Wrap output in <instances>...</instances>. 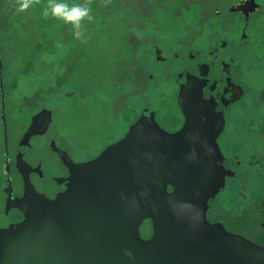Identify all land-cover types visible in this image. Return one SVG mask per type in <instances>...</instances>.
Instances as JSON below:
<instances>
[{"label": "water", "instance_id": "1", "mask_svg": "<svg viewBox=\"0 0 264 264\" xmlns=\"http://www.w3.org/2000/svg\"><path fill=\"white\" fill-rule=\"evenodd\" d=\"M202 86L188 75L180 87L184 121L175 133L161 129L153 114L140 116L122 139L79 164L52 142L68 170L65 190L53 199L36 192L31 168L18 157L23 193L11 198L8 177L4 209L23 219L0 229V264H264L263 247L206 220L227 172L216 142L223 117L203 100ZM0 95L4 125L1 59ZM51 115H34L20 145L43 135ZM145 221L147 239L140 234Z\"/></svg>", "mask_w": 264, "mask_h": 264}, {"label": "flooded vegetation", "instance_id": "2", "mask_svg": "<svg viewBox=\"0 0 264 264\" xmlns=\"http://www.w3.org/2000/svg\"><path fill=\"white\" fill-rule=\"evenodd\" d=\"M174 2L126 0L123 5L126 15L121 17L128 22L124 26L127 51L131 54L139 52L135 64L132 58L130 64H125L129 70L126 85L139 94L146 93L157 84L168 87L171 92L165 101L169 102L167 108L170 107L171 113L164 109L165 105L160 108L148 102L137 108V116L129 123L125 118L127 99L115 95L112 123L104 126L101 132L104 138L100 139L98 148L92 150L89 145L70 142L61 133L59 136L54 134L58 140L50 134L54 110L47 104L24 110L25 119L17 123L7 117L4 94L3 125L0 95L1 230L23 219L18 210L4 209L8 177L11 198H20L23 193L22 177L16 169L18 157L31 168L29 180L36 192L53 199L65 190L68 170L52 150V142L73 163L79 164L95 158L107 146L122 139L128 127L140 116L153 114L161 129L175 133L184 121L177 103L178 92L189 75L203 82V100L213 104L215 112L221 114L224 121L216 142L227 175L224 187L208 203L206 220L264 248V0H200L201 9L196 20L186 17V7L180 11L176 29L169 31L167 36L157 28L149 29L150 24L153 27L156 21L154 6L165 7ZM236 5L242 7L234 9ZM171 11L175 12L174 9ZM133 28L138 30V36L130 31ZM68 95L65 96L67 99H73L74 95ZM83 98L84 95L80 94L78 103ZM43 109L52 113L46 132L31 137L28 146H21L20 141L31 118ZM10 124L20 127L16 138L9 137ZM48 153L53 160L51 168L46 161Z\"/></svg>", "mask_w": 264, "mask_h": 264}, {"label": "rangeland", "instance_id": "3", "mask_svg": "<svg viewBox=\"0 0 264 264\" xmlns=\"http://www.w3.org/2000/svg\"><path fill=\"white\" fill-rule=\"evenodd\" d=\"M125 1L111 0L105 6L103 0H91L95 20L91 23L83 21L87 43H81L74 38L70 24L43 15L47 0H40V4L23 13L16 11L14 0H0V43L7 48L8 53L2 65L8 119L21 122L25 119V114L22 113L24 110L47 104L54 110V124L50 132L52 136H59L61 133L70 142L89 145L94 150L98 148L100 139L104 138L101 133L104 126L112 123L115 95L126 97L125 118L129 123L137 116V108L145 103L152 102L155 106L162 108L165 105L164 109L167 108L169 102L165 99L171 91L158 84L150 87L144 94L134 93L128 86L123 88L124 93H114L116 84L126 82L129 72L126 66L120 69L116 65L119 63V55L127 53L126 31L115 16V13L119 17L126 15L123 8ZM63 2L72 5L83 3V0ZM199 2L200 0H175L173 5H155L156 21L153 27L150 24L149 29L157 28L163 36H167L169 31L176 29L182 8L187 7V18L196 20L201 9ZM130 31L137 36L139 34L136 28ZM138 53L132 52L134 64L139 59ZM128 62L130 64L131 60ZM114 85L116 86L113 87ZM56 86L58 89L63 87L62 91H54L53 87ZM68 94L74 95L73 99H67L65 96ZM80 94L84 98L78 103ZM57 130L60 131L57 133ZM19 133L20 127L10 126V138H16ZM1 136L0 125V142ZM46 161L51 168L53 160L49 153ZM144 227L143 237L150 236V222L146 221Z\"/></svg>", "mask_w": 264, "mask_h": 264}, {"label": "clouds", "instance_id": "4", "mask_svg": "<svg viewBox=\"0 0 264 264\" xmlns=\"http://www.w3.org/2000/svg\"><path fill=\"white\" fill-rule=\"evenodd\" d=\"M105 6L111 3V0H103ZM40 4V0H14V6L17 12H26L34 5ZM91 0H83V3L69 5L63 0H47V5L43 9V15L47 18L61 20L65 24H70L73 29L74 38L81 43H87L85 39L86 30L83 28V21L93 22L95 17L92 15ZM131 256V253H127Z\"/></svg>", "mask_w": 264, "mask_h": 264}, {"label": "trees", "instance_id": "5", "mask_svg": "<svg viewBox=\"0 0 264 264\" xmlns=\"http://www.w3.org/2000/svg\"><path fill=\"white\" fill-rule=\"evenodd\" d=\"M126 12V11H125ZM116 15L115 16H117V18L119 19V21H120V24H121V27L122 28H124V26L126 25V23H128V22H124L123 20H122V18L121 17H119L118 15H117V13H115ZM1 42V41H0ZM6 56H8V53H7V48L5 47L4 48V46L2 47V45H1V43H0V59H1V64L2 65H4V62L6 61ZM131 56H132V54H131V51H127V53H125L124 55H119V57H118V64H116L118 67H120V69L122 68V67H124L125 66V64H128L129 62H128V60H131ZM80 85H81V83H79L78 84V86L80 87ZM117 85V89H115V94H117V91H118V93H124L125 92V89L123 90V88H125V86H127L126 85V83L125 82H118V84H116ZM116 85H114L113 87H115ZM112 87V86H111ZM112 87V88H113ZM47 88H50L49 86L47 87ZM52 88V87H51ZM63 88V87H62ZM62 88L60 87L59 89H58V87L56 86V87H53V90L54 91H62ZM81 88V87H80ZM80 88H79V90H80ZM129 89H131V88H129ZM114 90V89H113ZM3 92H4V89H3ZM57 92V93H58ZM5 94V93H4ZM7 97V96H6ZM145 223V222H144ZM144 223L141 225V227H140V234H141V237H143V235H142V232H143V230L142 229H146V227H144Z\"/></svg>", "mask_w": 264, "mask_h": 264}]
</instances>
